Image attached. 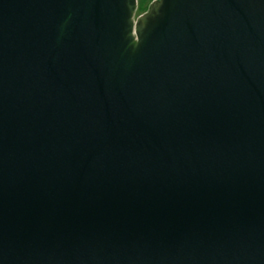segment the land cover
<instances>
[{"label":"water","instance_id":"95a60500","mask_svg":"<svg viewBox=\"0 0 264 264\" xmlns=\"http://www.w3.org/2000/svg\"><path fill=\"white\" fill-rule=\"evenodd\" d=\"M0 0V264H264V0Z\"/></svg>","mask_w":264,"mask_h":264},{"label":"trees","instance_id":"16d2710c","mask_svg":"<svg viewBox=\"0 0 264 264\" xmlns=\"http://www.w3.org/2000/svg\"><path fill=\"white\" fill-rule=\"evenodd\" d=\"M155 0H139V11L142 13H146L149 10L150 5Z\"/></svg>","mask_w":264,"mask_h":264},{"label":"rangeland","instance_id":"374dc122","mask_svg":"<svg viewBox=\"0 0 264 264\" xmlns=\"http://www.w3.org/2000/svg\"><path fill=\"white\" fill-rule=\"evenodd\" d=\"M143 14H145V13H142V12H140V11L138 10L137 15H136V18H137L138 16H140V15H143Z\"/></svg>","mask_w":264,"mask_h":264}]
</instances>
